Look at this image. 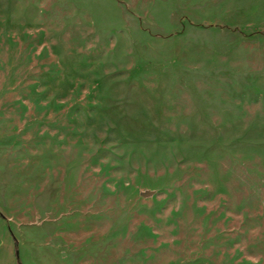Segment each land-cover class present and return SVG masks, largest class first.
I'll return each mask as SVG.
<instances>
[{"label": "rangeland", "instance_id": "374dc122", "mask_svg": "<svg viewBox=\"0 0 264 264\" xmlns=\"http://www.w3.org/2000/svg\"><path fill=\"white\" fill-rule=\"evenodd\" d=\"M0 264H264V0H0Z\"/></svg>", "mask_w": 264, "mask_h": 264}, {"label": "trees", "instance_id": "16d2710c", "mask_svg": "<svg viewBox=\"0 0 264 264\" xmlns=\"http://www.w3.org/2000/svg\"><path fill=\"white\" fill-rule=\"evenodd\" d=\"M254 31V28L253 27H250V28H247L246 32H244V36H248L250 35L252 32Z\"/></svg>", "mask_w": 264, "mask_h": 264}]
</instances>
